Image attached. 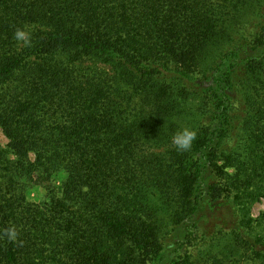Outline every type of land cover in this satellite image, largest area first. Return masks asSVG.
<instances>
[{
	"label": "trees",
	"instance_id": "16d2710c",
	"mask_svg": "<svg viewBox=\"0 0 264 264\" xmlns=\"http://www.w3.org/2000/svg\"><path fill=\"white\" fill-rule=\"evenodd\" d=\"M254 5L0 0V264H264V23L229 32Z\"/></svg>",
	"mask_w": 264,
	"mask_h": 264
},
{
	"label": "rangeland",
	"instance_id": "374dc122",
	"mask_svg": "<svg viewBox=\"0 0 264 264\" xmlns=\"http://www.w3.org/2000/svg\"><path fill=\"white\" fill-rule=\"evenodd\" d=\"M263 7V6H262ZM259 5H254L253 7H241L239 12L234 11L232 16L230 17L231 21L234 24V27L229 31L230 34L234 37L235 43L233 44V48L239 46L241 43L237 42L239 38L245 39L248 41H253L255 37H258L260 34L259 31L261 26L264 23V9ZM201 76H198V79ZM190 85H194L192 81H190ZM238 95L236 98V102L234 103V110L237 116L244 113L245 110H248V99L244 92L241 90H237ZM192 105L190 106L189 110L191 109ZM193 112L196 113V107ZM199 116L193 115L188 111V116H185V120L183 122H178L180 129L182 127H187V125L192 124L191 122L198 118ZM200 117L198 121H200ZM0 146L2 149L9 151V140L7 139L6 135L3 133L2 129L0 128ZM31 155V159L33 160ZM58 188L61 187V183H57ZM60 190V189H59ZM46 192L40 188H34L29 196L28 201L30 202H40L42 200H46ZM251 216L253 218H264V198L261 199L259 202H256L251 207ZM264 223V221H263ZM171 233V229L169 231ZM178 232L172 233V235H176Z\"/></svg>",
	"mask_w": 264,
	"mask_h": 264
},
{
	"label": "clouds",
	"instance_id": "9594fccd",
	"mask_svg": "<svg viewBox=\"0 0 264 264\" xmlns=\"http://www.w3.org/2000/svg\"><path fill=\"white\" fill-rule=\"evenodd\" d=\"M14 39L23 47H31L32 29L27 26L17 29L14 33ZM196 138V130L189 127H182L172 136L171 142L177 151H188L192 147ZM18 236L19 230L14 225L0 231V239H4L6 237L9 242H16Z\"/></svg>",
	"mask_w": 264,
	"mask_h": 264
}]
</instances>
